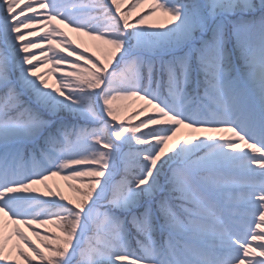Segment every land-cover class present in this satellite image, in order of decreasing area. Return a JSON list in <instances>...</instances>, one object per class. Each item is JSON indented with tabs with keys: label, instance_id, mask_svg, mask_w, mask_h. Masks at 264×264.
Returning <instances> with one entry per match:
<instances>
[{
	"label": "snow or ice",
	"instance_id": "snow-or-ice-1",
	"mask_svg": "<svg viewBox=\"0 0 264 264\" xmlns=\"http://www.w3.org/2000/svg\"><path fill=\"white\" fill-rule=\"evenodd\" d=\"M0 264H264V0H0Z\"/></svg>",
	"mask_w": 264,
	"mask_h": 264
},
{
	"label": "rangeland",
	"instance_id": "rangeland-1",
	"mask_svg": "<svg viewBox=\"0 0 264 264\" xmlns=\"http://www.w3.org/2000/svg\"><path fill=\"white\" fill-rule=\"evenodd\" d=\"M61 27H63V26H61ZM24 31H27V30H24ZM65 31H68L69 35L78 44H81L82 49L87 48L89 55H92L93 53H95V55H102V53L100 51H98L97 49H95L93 47V43L91 41H89L87 37L81 38L77 34L70 32L68 29H65ZM34 51H38V50H34ZM51 67H52V65L46 64V65L41 67V71L47 72L48 69ZM46 78L48 79L50 84H53V85L55 84L54 83L55 82V80H54L55 75H49ZM118 103H120L123 106L122 117H125V118L127 117V115L133 114L136 109H138L141 105H143V101H139V100L121 101ZM137 120L138 119L133 120L132 123H134ZM55 178H57V177H52L47 183L52 185L53 187H59V189L64 193L65 196H67L69 198H74V194L66 187V182L63 179H55ZM46 227L51 228L53 231H55V229L52 225H48ZM25 231L27 232V234L29 236H31V231L29 229L25 228ZM41 231H43V229H41ZM32 239L35 240V237H32Z\"/></svg>",
	"mask_w": 264,
	"mask_h": 264
},
{
	"label": "bare ground",
	"instance_id": "bare-ground-1",
	"mask_svg": "<svg viewBox=\"0 0 264 264\" xmlns=\"http://www.w3.org/2000/svg\"><path fill=\"white\" fill-rule=\"evenodd\" d=\"M53 85V84H52Z\"/></svg>",
	"mask_w": 264,
	"mask_h": 264
}]
</instances>
